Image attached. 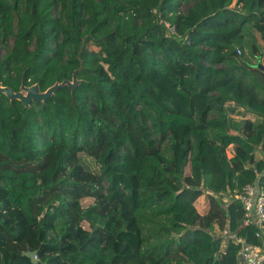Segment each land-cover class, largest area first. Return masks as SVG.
<instances>
[{"label":"trees","instance_id":"1","mask_svg":"<svg viewBox=\"0 0 264 264\" xmlns=\"http://www.w3.org/2000/svg\"><path fill=\"white\" fill-rule=\"evenodd\" d=\"M183 1L0 0L1 84L78 80L0 91V264H236L216 224L264 245L233 197L264 190V69L238 55L263 61L264 0Z\"/></svg>","mask_w":264,"mask_h":264},{"label":"built area","instance_id":"2","mask_svg":"<svg viewBox=\"0 0 264 264\" xmlns=\"http://www.w3.org/2000/svg\"><path fill=\"white\" fill-rule=\"evenodd\" d=\"M163 23L174 33L175 28L170 22ZM240 52V49H239ZM242 204L245 224L253 223L257 227V236L264 238V190L258 183H249L241 191L233 195ZM222 236L240 245L236 264H264V245L249 242L245 238L225 228ZM36 257V256H35Z\"/></svg>","mask_w":264,"mask_h":264},{"label":"water","instance_id":"3","mask_svg":"<svg viewBox=\"0 0 264 264\" xmlns=\"http://www.w3.org/2000/svg\"><path fill=\"white\" fill-rule=\"evenodd\" d=\"M255 66L257 68H261L264 69V64L262 63V55L260 54L258 57V62L257 64H255ZM69 85L71 88H74L77 84H78V80L75 78H73V80H64L62 82H57L55 83L53 86H51L50 88H48L46 91H41L40 87L38 84H34L32 86H26L24 81L22 83L21 86V90L19 91H14L12 88L8 87V86H3L0 82V91L5 93L10 99L11 101L18 99L21 100L22 103L25 106H30L31 102L34 100L36 102H45L46 99L52 95L54 93V91L59 88L62 85ZM23 90H27L28 94H25L23 92ZM27 257L31 258L33 262H37L36 260V251H26L24 253Z\"/></svg>","mask_w":264,"mask_h":264},{"label":"rangeland","instance_id":"4","mask_svg":"<svg viewBox=\"0 0 264 264\" xmlns=\"http://www.w3.org/2000/svg\"><path fill=\"white\" fill-rule=\"evenodd\" d=\"M195 1L196 0H184L183 3H182V6L180 8V10L186 11L187 8H189L190 6H192L195 3ZM255 36H256V39H257L256 40L257 41V44H259V46L262 45V41H261V38L259 37V34L258 33H255ZM12 43H13V39L9 40V42H7V43L4 44L3 50H2V53L4 55L7 54L10 51V49L12 47ZM239 49H240V52H239ZM238 55H240L241 58H246V59L250 60L251 63L257 64V62H258V59L247 48L244 49V48L239 47L238 48ZM259 55L260 54H258V56ZM262 63L264 64V58H263ZM23 92L25 94L30 93L27 90H23ZM137 111H139V108H134V110L132 112V122H133V125L134 126H141V125L146 126L147 125V120L145 119V116L143 114H140V116H137L136 115ZM214 115H216V114H212V116H214ZM235 118L238 119L239 117L238 116H235ZM254 119H255V117H254ZM165 145H166V143L164 144V146ZM164 146L162 145V148H164ZM216 162L217 161L214 159V163H216ZM231 198L232 197H230L229 199L228 198H225L224 199L223 202L225 203V205L228 204L229 202H231V200H232ZM207 200H208L207 196H206L205 200H204V198H202V200L200 202H198L197 207L199 209H202L203 208V205L205 203H207ZM217 227H219V226L217 225ZM219 233H220V231L218 233H215V234L218 236Z\"/></svg>","mask_w":264,"mask_h":264},{"label":"crops","instance_id":"5","mask_svg":"<svg viewBox=\"0 0 264 264\" xmlns=\"http://www.w3.org/2000/svg\"><path fill=\"white\" fill-rule=\"evenodd\" d=\"M258 156H259V157L262 156L260 152H258ZM206 196H207V194H204V195H202V196L196 201V207H197L198 202H200V201L202 200V198H204V200H205ZM207 198H208L207 203H205V204L203 205V208H202V209H199V208L197 207L198 211H199L201 214H206V213H208L209 210H210V207H211L210 199H209L208 196H207ZM223 230H224V229H223ZM223 230H221L219 227H217V224H216L215 227H214V232H215V233H218V232L220 231V233H219L220 236L223 235V234H222ZM219 234H218V236H219ZM222 237H223V236H222Z\"/></svg>","mask_w":264,"mask_h":264}]
</instances>
